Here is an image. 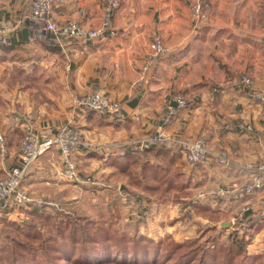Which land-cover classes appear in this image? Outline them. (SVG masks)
<instances>
[{
    "label": "crops",
    "instance_id": "obj_1",
    "mask_svg": "<svg viewBox=\"0 0 264 264\" xmlns=\"http://www.w3.org/2000/svg\"><path fill=\"white\" fill-rule=\"evenodd\" d=\"M194 1L126 0L112 18L118 38L61 42L50 41L27 25L33 0H0V15L13 28L8 42L0 44L4 174L21 166L18 135L27 116L34 115L39 131L55 133L72 126L88 144L74 156L75 162L83 173L93 172L102 182L92 188L95 194L88 195L105 208L108 215L100 218L119 213L118 224L131 222L134 232L154 240L162 239L149 231L142 233L146 224L139 221L138 214L125 218V212H130L125 197L131 191L143 197L141 207L133 204L144 219L148 211L159 208L180 206L182 210L192 191L246 183L250 173L245 165L264 161V105L249 99L242 84V77L248 76L254 90L264 91V0H204L209 20L200 25L192 20ZM104 7L103 0H68L52 7L51 20L96 28L101 25ZM155 36L163 40L167 51L149 60ZM97 91L122 104L118 118L74 107L76 97ZM179 94L188 107L178 111L166 132L178 140L205 138L211 152L227 151L234 166L225 168L213 157L193 164L178 151L158 156L150 152L152 165L161 164L160 170L168 177L175 173L189 184L181 189L175 179L170 191L164 185L161 191L152 192L139 174L144 167L142 158L137 169L132 168L134 179L129 175L124 147L154 137L166 113L177 106ZM133 95L136 97L131 99ZM240 124L252 129L241 130ZM123 163L128 166L124 172ZM62 171L60 153L51 149L25 173L21 186L37 199L80 205L86 198L81 194L82 185L69 183ZM137 177L143 181L139 188L134 183ZM164 192L166 197H157ZM180 192L186 195L181 200L175 197ZM262 196L264 190L252 197L233 194L221 202L212 198L205 203L220 212L224 223L247 203L259 212ZM101 197L100 202L95 201ZM129 201L131 205L133 201Z\"/></svg>",
    "mask_w": 264,
    "mask_h": 264
},
{
    "label": "trees",
    "instance_id": "obj_2",
    "mask_svg": "<svg viewBox=\"0 0 264 264\" xmlns=\"http://www.w3.org/2000/svg\"><path fill=\"white\" fill-rule=\"evenodd\" d=\"M27 25L37 31L42 29L39 23L33 22L32 12ZM135 97L133 95L131 99ZM121 111L122 104L114 117L118 118ZM124 151L128 158L129 175L133 179L132 168L137 169L139 158H142L140 160L144 167L139 174L152 192L161 191L164 185L170 191L175 179L181 189L189 186L175 173L168 177L166 171L160 170L161 164L152 165L148 161L150 152L157 156L181 152L177 144L156 143L143 152L126 146ZM128 166L123 163L121 170L124 172ZM4 176L3 173L2 179ZM141 178L137 177L134 181L138 188L143 185ZM161 194L167 195L165 192ZM238 195L249 197L243 193ZM229 197L231 195L212 198L221 202ZM128 198L139 207L143 204L142 195L136 191H131ZM13 210L12 199L11 203L0 206V212L5 215ZM26 213L31 216L30 219L5 220L6 228H0V264H264V254L252 255L248 251L251 239L264 226V214L258 211L246 213L244 225L236 223L232 227H223L217 209L205 202H184L182 216L175 219L176 222L202 216L209 223H216L214 226L208 223L200 229L202 236L198 239L184 242L154 240L137 231L134 234L123 232L117 227L119 213L97 220L62 207L39 208L36 205Z\"/></svg>",
    "mask_w": 264,
    "mask_h": 264
},
{
    "label": "built area",
    "instance_id": "obj_3",
    "mask_svg": "<svg viewBox=\"0 0 264 264\" xmlns=\"http://www.w3.org/2000/svg\"><path fill=\"white\" fill-rule=\"evenodd\" d=\"M105 7L101 18V25L96 28L85 27L75 21L65 23H57L51 20L52 7L54 5L66 4L68 0H33L32 4V20L42 26L41 33L50 41H98L109 36L116 39L119 33L112 28V18L114 13L126 2V0H103ZM262 20L264 23V1L261 6ZM191 16L193 22L200 25L209 20V12L206 9L204 0H195L191 6ZM13 28L4 22L0 15V44L8 42ZM167 49L163 40L159 36H155L150 43L149 60L166 53ZM148 65L145 70L148 69ZM242 84L248 89V97L252 101L264 105V91H256L253 89V81L248 76L242 77ZM177 106L172 107L168 111V115L163 120V124L159 126L154 137L147 140H136L129 144L135 151L143 152L149 150L156 143L177 144L181 152L187 157L188 161L193 164H201L209 160L211 157L225 168L234 166L232 159L227 151L211 152L205 138H197L193 141L178 140L166 132V127L170 126L174 117L181 109H186L188 102L182 94L177 96ZM76 109L92 111L100 116L114 117L121 108L118 101L112 99L109 94L102 92H92L86 95L76 97L74 100ZM241 130H251L250 125L240 124ZM5 139L0 134V153L4 158L6 150L4 148ZM88 146L82 138L78 129L72 126H65L58 129L55 133L39 131L35 127H27L23 138L19 144V158L21 166H15L5 171V176L0 179V206L2 203H11L14 209L28 210L33 205L39 208H59L60 206L51 200L37 199L30 195L21 186L25 173L30 167L46 152L56 149L61 156L63 176L74 185H82L89 188H96L102 185L101 180L93 174H85L74 160V156L83 147ZM250 173L249 180L241 184L233 182L227 186H221L200 192L198 199L208 197H226L233 194H245L253 196L264 190V161L259 164L247 163L244 167ZM261 207L259 212L264 214V196L260 198ZM253 211L251 204H246L242 210L233 219L232 224L246 223L245 214Z\"/></svg>",
    "mask_w": 264,
    "mask_h": 264
},
{
    "label": "rangeland",
    "instance_id": "obj_4",
    "mask_svg": "<svg viewBox=\"0 0 264 264\" xmlns=\"http://www.w3.org/2000/svg\"><path fill=\"white\" fill-rule=\"evenodd\" d=\"M12 84H14V83H9V85H12ZM15 84H18V83L16 82ZM34 120H35L34 115H32V117L27 116V120L25 121V125H22V126L20 125V130L22 132H21V134L19 133V135L17 134L18 137H20V141H21L22 137L24 136V133H25L27 127H29V126L35 127ZM16 121H18V120H15V122ZM0 134H3V133L0 132ZM0 170H1L0 172L2 173V174H0V179H2L3 173H4V159L1 156V153H0ZM92 174H93V172H92ZM209 190H211V189H209ZM180 191H182V190L180 189ZM207 191L208 190H206V189L195 190V191L190 192L191 193L190 195H189V193H187L188 196L186 198L193 200L195 202H199V203L202 202L203 203L206 200L207 201L211 200L212 197L198 199V194L200 192H207ZM81 194L86 195L85 196L86 198L84 199L83 202H81L80 205L79 204L70 205L69 203L64 204L63 202L60 203L59 201H54V202H56L60 207L67 209L69 212H76L79 215L88 216V217H91V218L97 219V220H100L101 219L100 216H102V215L103 216L108 215L103 206L96 204L93 200H91L88 197V195L95 194V189L82 186ZM76 195H78V194H76ZM166 196H162V194H159L157 197L163 199V197H166ZM177 196H181V198L180 197H178V198L182 199V197H185L186 195H183V192H180L178 194H175L176 198H177ZM102 198L103 197H101V199L97 198L95 201L98 200L100 202L102 200ZM92 199H94V197ZM128 199H129L128 196L125 197V200L127 203L126 206L129 207L130 212H125V214H126L125 218H129L130 215H133V217L135 218L136 215L138 214V216L140 217L139 221H142V222L144 221V223L146 224V226L144 228H141L142 233H146L147 231H149V233L150 232L153 233L154 237H156L157 239L161 238L163 241H166V242H171V241L184 242L187 240L198 239L199 237L202 236V232L200 231V229L204 228V226L209 223V220L206 219L205 217H202V216L194 217L191 220H189V219L178 220L176 222L175 219H179L182 216V210H181L180 206H178V207L177 206H173V207L168 206V207H164V208H159L158 210H154L152 213H150L151 211H148L147 215L143 219V216L140 215L135 210L136 208L134 207V205H135V204H133L134 202H132V204L130 205V203H129L130 201ZM44 200H48V199H44ZM51 201H53V200H51ZM243 207H241L240 210H238V212L236 214H234V216L231 220L225 221L224 223L230 222L231 223L230 226L232 227L233 226V224H232L233 219L237 216V214L242 210ZM17 209L15 211L16 212L15 214H13V212H12L10 214L5 215V214L0 212V228L1 227L6 228L4 226L5 220H7V221H10V220L22 221V220H27V219L31 218V216H29L28 213H26L25 209H19V208H17ZM105 218H108V217H105ZM222 218H224V217H222ZM225 219L226 218H224L223 220H225ZM119 220H121V219L119 218ZM128 221L130 222L129 219H128ZM120 223L121 224H118L117 227L120 230H122L123 232L129 233V234L136 233L133 230V224L131 222H130V224H128V222H125V221H123V222L121 221ZM209 225L214 226V225H216V223H209ZM142 226H144V225H142ZM155 231L157 233H154ZM230 231H233V229H231ZM259 232H261V233L259 236H257V234ZM259 232L251 239V242L248 246V251L252 255L264 254V227ZM241 233H243V231ZM225 238H226V236L223 237V239H225Z\"/></svg>",
    "mask_w": 264,
    "mask_h": 264
},
{
    "label": "water",
    "instance_id": "obj_5",
    "mask_svg": "<svg viewBox=\"0 0 264 264\" xmlns=\"http://www.w3.org/2000/svg\"><path fill=\"white\" fill-rule=\"evenodd\" d=\"M230 225H231L230 222L223 223V227H230Z\"/></svg>",
    "mask_w": 264,
    "mask_h": 264
}]
</instances>
